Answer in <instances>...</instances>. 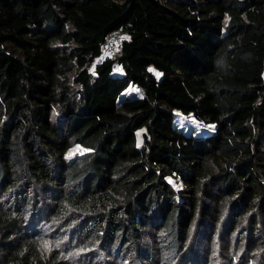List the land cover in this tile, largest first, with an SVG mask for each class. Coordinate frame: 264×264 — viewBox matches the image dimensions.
<instances>
[{
    "label": "trees",
    "instance_id": "16d2710c",
    "mask_svg": "<svg viewBox=\"0 0 264 264\" xmlns=\"http://www.w3.org/2000/svg\"><path fill=\"white\" fill-rule=\"evenodd\" d=\"M263 72L264 0H0V264H264Z\"/></svg>",
    "mask_w": 264,
    "mask_h": 264
},
{
    "label": "rangeland",
    "instance_id": "374dc122",
    "mask_svg": "<svg viewBox=\"0 0 264 264\" xmlns=\"http://www.w3.org/2000/svg\"><path fill=\"white\" fill-rule=\"evenodd\" d=\"M263 75H264V72H263ZM177 114L178 115L175 118V123L179 127H182L183 129H185L186 131H188V129H190L191 126L197 127L196 130L198 132H201L203 129H205V126L200 124V122L198 120H196L195 118H193V116H191V115L184 116L182 114H179V112H177ZM85 151H86L85 148L75 146L70 150V154H73L76 152H81V153L83 152L84 153ZM43 238H44V240H47L50 244H48V245L47 244H41V246H42V248L48 250L51 247V245L53 244V242L51 241L50 236H48V237L43 236ZM223 243L226 244V241H224ZM218 247H219V244L217 245V243H214L210 248L207 246H203L204 252H206V248H209V252H207V253L209 255V259H211L210 261H212L211 264H218V262H219V259L216 256V251H217ZM227 250L230 252L233 251L232 243H230L228 245ZM230 255H231V253H229L227 257H229ZM248 264H250L249 261H248Z\"/></svg>",
    "mask_w": 264,
    "mask_h": 264
},
{
    "label": "built area",
    "instance_id": "2783aa9c",
    "mask_svg": "<svg viewBox=\"0 0 264 264\" xmlns=\"http://www.w3.org/2000/svg\"><path fill=\"white\" fill-rule=\"evenodd\" d=\"M124 37L125 32L121 29H114L110 31L101 44L100 59L104 56H112L115 54L121 48Z\"/></svg>",
    "mask_w": 264,
    "mask_h": 264
},
{
    "label": "snow or ice",
    "instance_id": "6c2138e0",
    "mask_svg": "<svg viewBox=\"0 0 264 264\" xmlns=\"http://www.w3.org/2000/svg\"><path fill=\"white\" fill-rule=\"evenodd\" d=\"M150 71H151V69H150ZM156 75H157V77H159L160 74L159 73H156Z\"/></svg>",
    "mask_w": 264,
    "mask_h": 264
}]
</instances>
